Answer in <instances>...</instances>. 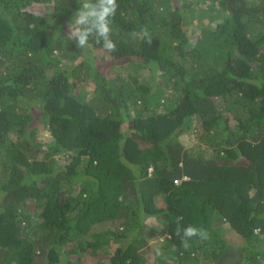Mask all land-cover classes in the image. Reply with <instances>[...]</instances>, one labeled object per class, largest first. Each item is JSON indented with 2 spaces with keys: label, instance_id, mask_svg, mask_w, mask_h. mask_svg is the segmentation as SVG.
<instances>
[{
  "label": "trees",
  "instance_id": "16d2710c",
  "mask_svg": "<svg viewBox=\"0 0 264 264\" xmlns=\"http://www.w3.org/2000/svg\"><path fill=\"white\" fill-rule=\"evenodd\" d=\"M186 1L0 0V264H264V0Z\"/></svg>",
  "mask_w": 264,
  "mask_h": 264
},
{
  "label": "clouds",
  "instance_id": "9594fccd",
  "mask_svg": "<svg viewBox=\"0 0 264 264\" xmlns=\"http://www.w3.org/2000/svg\"><path fill=\"white\" fill-rule=\"evenodd\" d=\"M79 7L74 12L66 33L68 41H74L76 47L85 51L89 47L90 40L96 45H100L108 53L117 50L116 43L112 39V18L115 16L119 7L117 0H77ZM133 35H137L133 33ZM141 38L146 39L148 44L152 43V37L145 26L139 34ZM177 235L182 234V246L187 249L190 247L189 241L193 237H199L201 240L208 238V232L203 228H197L192 225L181 230L177 227ZM160 250L157 249V255Z\"/></svg>",
  "mask_w": 264,
  "mask_h": 264
},
{
  "label": "rangeland",
  "instance_id": "374dc122",
  "mask_svg": "<svg viewBox=\"0 0 264 264\" xmlns=\"http://www.w3.org/2000/svg\"><path fill=\"white\" fill-rule=\"evenodd\" d=\"M187 3H190L189 0L186 1ZM190 13H187L186 15V22H187V25L189 24V28H187V30L191 33V34H198L199 33V30L201 29L202 26L205 25L206 23V19L204 18H198V17H192L189 15ZM193 29L196 31V32H193ZM181 138L184 139V141L186 142L187 146H192L196 143V139L194 137V135L189 132V131H186L184 132L182 135H181ZM203 150L204 148L207 149L206 147H204V145L202 146ZM208 152V151H207ZM206 152V153H207ZM209 153H207V155L209 156ZM183 179H186V178H183ZM181 180H178L177 181V184L180 183ZM176 182V181H175ZM148 248V247H147ZM147 248H145L147 250Z\"/></svg>",
  "mask_w": 264,
  "mask_h": 264
}]
</instances>
